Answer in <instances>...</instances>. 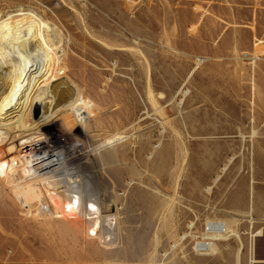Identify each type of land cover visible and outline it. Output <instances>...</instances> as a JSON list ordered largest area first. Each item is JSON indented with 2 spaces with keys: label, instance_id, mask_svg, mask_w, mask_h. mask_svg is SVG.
Returning a JSON list of instances; mask_svg holds the SVG:
<instances>
[{
  "label": "rangeland",
  "instance_id": "obj_1",
  "mask_svg": "<svg viewBox=\"0 0 264 264\" xmlns=\"http://www.w3.org/2000/svg\"><path fill=\"white\" fill-rule=\"evenodd\" d=\"M0 13L63 36L59 67L99 106L40 131L88 150L117 230L106 247L84 217L34 216L0 183V264H264V0H0ZM120 131L118 158L101 161L92 149ZM208 221L237 236L198 252Z\"/></svg>",
  "mask_w": 264,
  "mask_h": 264
},
{
  "label": "bare ground",
  "instance_id": "obj_2",
  "mask_svg": "<svg viewBox=\"0 0 264 264\" xmlns=\"http://www.w3.org/2000/svg\"><path fill=\"white\" fill-rule=\"evenodd\" d=\"M18 15L22 18L15 20L8 15L3 19L0 15V183L27 213L32 208L33 215L41 218L61 219L73 214L84 217L86 235L95 236L98 228L100 243L114 245L115 216L100 211L98 192L89 186V177L80 163L88 150L82 143L70 142L69 136L54 143L40 131L58 114L64 127L71 120L84 126L88 113L94 114L99 103L86 97L80 85L71 81L65 61L59 67L56 50L63 36L32 14ZM64 56L66 60V51ZM188 93L184 84L176 92L182 96ZM12 134L15 140H10ZM124 138L123 131L114 132L92 150H105L100 160L113 162L118 156L109 148ZM208 224L213 227L204 230L201 241L207 251H213L212 240L222 234L236 235L227 221Z\"/></svg>",
  "mask_w": 264,
  "mask_h": 264
},
{
  "label": "built area",
  "instance_id": "obj_3",
  "mask_svg": "<svg viewBox=\"0 0 264 264\" xmlns=\"http://www.w3.org/2000/svg\"><path fill=\"white\" fill-rule=\"evenodd\" d=\"M212 227H213L212 224H208L205 226V229L211 230ZM195 247L197 248L198 252H206L207 251L206 244L202 243L201 241L195 242Z\"/></svg>",
  "mask_w": 264,
  "mask_h": 264
},
{
  "label": "crops",
  "instance_id": "obj_4",
  "mask_svg": "<svg viewBox=\"0 0 264 264\" xmlns=\"http://www.w3.org/2000/svg\"><path fill=\"white\" fill-rule=\"evenodd\" d=\"M261 232L258 233V235H255V236H260ZM254 262V261H253Z\"/></svg>",
  "mask_w": 264,
  "mask_h": 264
}]
</instances>
